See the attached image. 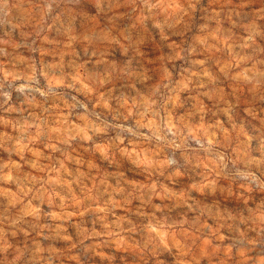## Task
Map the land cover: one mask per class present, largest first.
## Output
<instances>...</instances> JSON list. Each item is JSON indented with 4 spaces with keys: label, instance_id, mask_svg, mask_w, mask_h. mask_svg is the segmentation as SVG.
I'll return each instance as SVG.
<instances>
[{
    "label": "clouds",
    "instance_id": "1",
    "mask_svg": "<svg viewBox=\"0 0 264 264\" xmlns=\"http://www.w3.org/2000/svg\"><path fill=\"white\" fill-rule=\"evenodd\" d=\"M0 264H264V0H0Z\"/></svg>",
    "mask_w": 264,
    "mask_h": 264
}]
</instances>
